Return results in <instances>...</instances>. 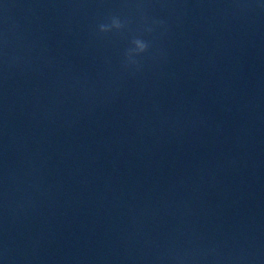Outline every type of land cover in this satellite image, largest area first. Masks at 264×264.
<instances>
[{
	"label": "water",
	"instance_id": "obj_1",
	"mask_svg": "<svg viewBox=\"0 0 264 264\" xmlns=\"http://www.w3.org/2000/svg\"><path fill=\"white\" fill-rule=\"evenodd\" d=\"M29 264H264V0H185Z\"/></svg>",
	"mask_w": 264,
	"mask_h": 264
}]
</instances>
